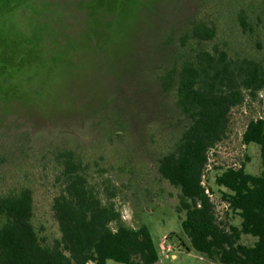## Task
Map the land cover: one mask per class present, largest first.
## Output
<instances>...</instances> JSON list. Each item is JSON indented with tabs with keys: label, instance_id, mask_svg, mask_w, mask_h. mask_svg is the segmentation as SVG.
Returning a JSON list of instances; mask_svg holds the SVG:
<instances>
[{
	"label": "rangeland",
	"instance_id": "obj_1",
	"mask_svg": "<svg viewBox=\"0 0 264 264\" xmlns=\"http://www.w3.org/2000/svg\"><path fill=\"white\" fill-rule=\"evenodd\" d=\"M196 25L215 37L196 43ZM201 49L264 70V0H0V193L30 188L39 233L60 238L53 200L61 156L74 152L91 186L116 195L123 222L147 225L158 264H217L188 250L180 192L158 170L191 123L176 106V85L167 90L162 77ZM243 95L202 181L219 216L226 207L215 176L243 164L262 173L260 147L242 138L251 120L264 119V90Z\"/></svg>",
	"mask_w": 264,
	"mask_h": 264
},
{
	"label": "trees",
	"instance_id": "obj_2",
	"mask_svg": "<svg viewBox=\"0 0 264 264\" xmlns=\"http://www.w3.org/2000/svg\"><path fill=\"white\" fill-rule=\"evenodd\" d=\"M191 35L199 44L215 31L196 25ZM162 83L169 91L176 85V106L191 120L158 161L161 177L180 192L177 212L188 250L217 264H264V119L251 120L242 138L244 146L260 147L261 175L249 174L243 164L215 176L227 206L224 216L202 186L209 150L226 138L229 114L244 102L243 89L253 97L264 90L263 68L201 49L167 71ZM61 157V191L53 200L60 238L50 241L39 233L30 188L0 193V264H157L159 251L147 225L125 224L116 195L103 198L91 186L88 168L74 152ZM235 218L239 225L232 223ZM245 237L254 242L244 243Z\"/></svg>",
	"mask_w": 264,
	"mask_h": 264
},
{
	"label": "built area",
	"instance_id": "obj_3",
	"mask_svg": "<svg viewBox=\"0 0 264 264\" xmlns=\"http://www.w3.org/2000/svg\"><path fill=\"white\" fill-rule=\"evenodd\" d=\"M202 184H204V182H202ZM205 187V186H204ZM206 194L211 198V200H212V197L210 196V194H209V190H207L206 189ZM213 201V200H212ZM225 207H227L226 205H224ZM164 249H165V251H170L171 249H172V247H170V246H166V241L164 242Z\"/></svg>",
	"mask_w": 264,
	"mask_h": 264
},
{
	"label": "water",
	"instance_id": "obj_4",
	"mask_svg": "<svg viewBox=\"0 0 264 264\" xmlns=\"http://www.w3.org/2000/svg\"><path fill=\"white\" fill-rule=\"evenodd\" d=\"M158 264V263H157Z\"/></svg>",
	"mask_w": 264,
	"mask_h": 264
}]
</instances>
